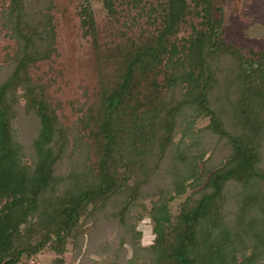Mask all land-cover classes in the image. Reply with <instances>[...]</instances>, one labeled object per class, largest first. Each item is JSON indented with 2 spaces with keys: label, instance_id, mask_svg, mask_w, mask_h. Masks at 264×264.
<instances>
[{
  "label": "trees",
  "instance_id": "obj_1",
  "mask_svg": "<svg viewBox=\"0 0 264 264\" xmlns=\"http://www.w3.org/2000/svg\"><path fill=\"white\" fill-rule=\"evenodd\" d=\"M233 18L264 9L0 0V264L118 232L101 264H264V44Z\"/></svg>",
  "mask_w": 264,
  "mask_h": 264
},
{
  "label": "rangeland",
  "instance_id": "obj_2",
  "mask_svg": "<svg viewBox=\"0 0 264 264\" xmlns=\"http://www.w3.org/2000/svg\"><path fill=\"white\" fill-rule=\"evenodd\" d=\"M247 6L249 7H257V5H261L264 9V3L261 4L259 0H245ZM99 3H95V7L98 8ZM231 32L234 34L245 32L249 38H252L255 41H258L264 44V21H257V20H246L243 18H233L231 19ZM202 125L206 124V122L201 123ZM186 196L180 197L176 199L172 203V211L175 213L179 208L180 204L185 200ZM148 208H151V200H147L145 202ZM137 229L143 233L142 238V245L143 246H150L154 243L155 235L153 232V223L149 213L145 212L143 214V219L138 222ZM122 236L121 232L117 234L112 233V235L108 238V242L104 241L103 239L96 240L95 243L89 244L88 239L84 241V244L77 248L73 245H69L68 251L64 255L65 264H83L84 262H88L89 264H101L102 256H99L95 250H98L99 246H115L117 242L120 240ZM130 255V254H129ZM57 258V255L54 252H44L43 254L39 255L35 258L31 263L32 264H53L54 260ZM88 259L90 261H88Z\"/></svg>",
  "mask_w": 264,
  "mask_h": 264
}]
</instances>
